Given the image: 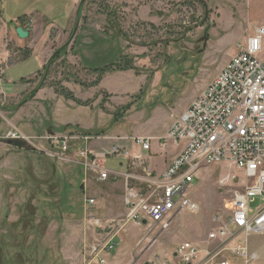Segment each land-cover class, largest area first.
I'll use <instances>...</instances> for the list:
<instances>
[{
	"label": "rangeland",
	"instance_id": "1",
	"mask_svg": "<svg viewBox=\"0 0 264 264\" xmlns=\"http://www.w3.org/2000/svg\"><path fill=\"white\" fill-rule=\"evenodd\" d=\"M262 25L264 0H0V264H175L185 243L198 264H264V232L245 238L250 258L235 256L233 242L207 240L212 217L225 220L251 184L233 167L203 168L189 194L198 210L162 229L128 222L124 179L98 181L71 160L83 148L108 152L116 140L130 153L133 139L154 137L157 149ZM19 27L27 38L16 36ZM131 160L101 164L140 176Z\"/></svg>",
	"mask_w": 264,
	"mask_h": 264
},
{
	"label": "built area",
	"instance_id": "2",
	"mask_svg": "<svg viewBox=\"0 0 264 264\" xmlns=\"http://www.w3.org/2000/svg\"><path fill=\"white\" fill-rule=\"evenodd\" d=\"M12 137L16 139L15 134ZM58 142L64 155L68 149L66 140ZM132 143L148 152L152 140L136 138ZM160 145L165 151L182 147L157 178L111 171L102 166L106 158L131 160L120 140H116L108 152L97 154L83 148L78 154L79 159L71 160L93 170L98 181L124 179L123 204L129 211L128 222L162 229L168 228L176 214L198 210L189 194L203 168L233 167L243 174L245 182L251 184L232 200L229 210L225 208L228 211L225 220L220 215L212 217L216 228L207 235V240L219 239L226 245L233 242L230 245L235 256L250 258L245 238L264 232V205L257 209L250 206L256 199H264V25L254 29L239 46L237 54L168 127ZM89 203L93 204V201ZM239 236H243V240H238ZM112 240L105 246L106 251L114 249ZM198 253L192 244H182L177 248L175 264H198ZM100 264L104 262L100 260ZM162 264L174 263L166 261Z\"/></svg>",
	"mask_w": 264,
	"mask_h": 264
},
{
	"label": "crops",
	"instance_id": "3",
	"mask_svg": "<svg viewBox=\"0 0 264 264\" xmlns=\"http://www.w3.org/2000/svg\"><path fill=\"white\" fill-rule=\"evenodd\" d=\"M22 29L25 30V27H21ZM17 29V28H16ZM26 31V30H25ZM29 34V32H28ZM29 36V35H28ZM38 91L35 90V93ZM37 94V93H36ZM35 96V95H34ZM25 103V102H24ZM23 105V104H22ZM21 106V104L19 105V107ZM18 107V108H19ZM186 108V106H185ZM184 108V109H185ZM183 109V110H184ZM168 129V128H167ZM166 129V130H167ZM166 130H165V133H166ZM162 136V135H161ZM145 137V136H144ZM150 137V136H149ZM150 138H154V137H150ZM157 142V146L156 148L157 149H154V146L152 147V143H151V148L149 150L150 154L146 155V154H143V151H141L137 146H135L134 144H129L130 146V153H131V159L132 160H135V167H138V172L139 175H142V176H148L150 175L151 171H154L156 172L157 175L161 174L167 167L168 165L170 164V162L180 153L181 151V147L180 146L178 149H175V148H169L166 152H164L165 150H161L160 148V145H159V142ZM134 146V147H133ZM152 149H154V152L152 151ZM149 152H145V153H149ZM154 154V155H153ZM144 158V162L141 163V160ZM131 160V161H132ZM121 163V162H120ZM124 165H128V162L127 161H123L121 164ZM142 164H145V166H142ZM122 165V169H118L116 171H125V166ZM115 166H117L115 164ZM111 181L113 182L114 185H118L119 184V181L115 178H112ZM124 185V188H125V184ZM173 219V218H172Z\"/></svg>",
	"mask_w": 264,
	"mask_h": 264
},
{
	"label": "water",
	"instance_id": "4",
	"mask_svg": "<svg viewBox=\"0 0 264 264\" xmlns=\"http://www.w3.org/2000/svg\"><path fill=\"white\" fill-rule=\"evenodd\" d=\"M16 36L19 39H25L28 37V32H26L25 30H23L21 27L17 28L16 31ZM7 144L11 147H15V148H21L23 147V143L20 141H8ZM143 224H145V222H143Z\"/></svg>",
	"mask_w": 264,
	"mask_h": 264
},
{
	"label": "trees",
	"instance_id": "5",
	"mask_svg": "<svg viewBox=\"0 0 264 264\" xmlns=\"http://www.w3.org/2000/svg\"><path fill=\"white\" fill-rule=\"evenodd\" d=\"M34 95H35V90H34V92H32V93L29 95V98H33ZM22 103H23V102H22Z\"/></svg>",
	"mask_w": 264,
	"mask_h": 264
},
{
	"label": "bare ground",
	"instance_id": "6",
	"mask_svg": "<svg viewBox=\"0 0 264 264\" xmlns=\"http://www.w3.org/2000/svg\"><path fill=\"white\" fill-rule=\"evenodd\" d=\"M256 27H258V26H256ZM256 27H255V28H256ZM197 209H198V206H197ZM176 251H177V250H176ZM175 254H176V252H175ZM175 254H174V255H175ZM162 263H163V261L159 262V264H162Z\"/></svg>",
	"mask_w": 264,
	"mask_h": 264
}]
</instances>
